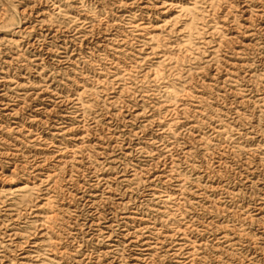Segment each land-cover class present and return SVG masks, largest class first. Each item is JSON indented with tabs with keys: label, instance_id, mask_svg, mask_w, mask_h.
I'll list each match as a JSON object with an SVG mask.
<instances>
[{
	"label": "rangeland",
	"instance_id": "1",
	"mask_svg": "<svg viewBox=\"0 0 264 264\" xmlns=\"http://www.w3.org/2000/svg\"><path fill=\"white\" fill-rule=\"evenodd\" d=\"M188 263L264 264V0H0V264Z\"/></svg>",
	"mask_w": 264,
	"mask_h": 264
},
{
	"label": "bare ground",
	"instance_id": "2",
	"mask_svg": "<svg viewBox=\"0 0 264 264\" xmlns=\"http://www.w3.org/2000/svg\"><path fill=\"white\" fill-rule=\"evenodd\" d=\"M185 9L188 11V10L192 9V7H190V8L187 7V8H185ZM174 231H175V230H174ZM176 231L182 236V239H184V237H185V239H186L184 229H181L180 227H178ZM195 255H196V249H195L194 246H191V247H189V248L186 249V256H187V258H189V260H190L191 262L194 260ZM189 260H188V261H189ZM188 264H189V263H188Z\"/></svg>",
	"mask_w": 264,
	"mask_h": 264
}]
</instances>
